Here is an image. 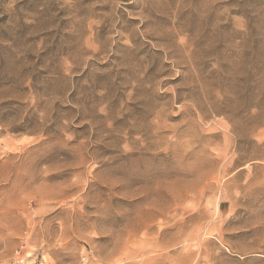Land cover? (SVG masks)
I'll list each match as a JSON object with an SVG mask.
<instances>
[{"label": "rangeland", "instance_id": "obj_1", "mask_svg": "<svg viewBox=\"0 0 264 264\" xmlns=\"http://www.w3.org/2000/svg\"><path fill=\"white\" fill-rule=\"evenodd\" d=\"M0 264H264V0H0Z\"/></svg>", "mask_w": 264, "mask_h": 264}]
</instances>
